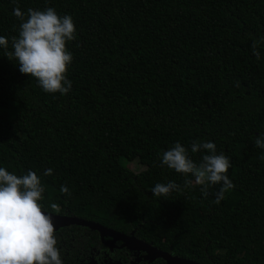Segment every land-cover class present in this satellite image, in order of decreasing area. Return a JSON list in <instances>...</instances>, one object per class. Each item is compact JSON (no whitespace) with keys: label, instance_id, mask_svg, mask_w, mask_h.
<instances>
[{"label":"trees","instance_id":"obj_1","mask_svg":"<svg viewBox=\"0 0 264 264\" xmlns=\"http://www.w3.org/2000/svg\"><path fill=\"white\" fill-rule=\"evenodd\" d=\"M15 7L73 18L66 95L44 92L5 55L19 32ZM262 35L264 0H0V36L9 41L0 47V167L37 173L46 214L186 260L264 264V149L254 143L264 133V45L259 60L251 47ZM193 141L214 142L230 158L235 187L219 204L220 185L205 197L161 166L176 142L199 162L206 153H191ZM54 156L59 173L43 175ZM169 181L182 191L154 197L155 184ZM55 230L64 264L85 263L97 232Z\"/></svg>","mask_w":264,"mask_h":264},{"label":"clouds","instance_id":"obj_2","mask_svg":"<svg viewBox=\"0 0 264 264\" xmlns=\"http://www.w3.org/2000/svg\"><path fill=\"white\" fill-rule=\"evenodd\" d=\"M12 14L19 21V32L12 38L13 50L5 55L18 63L22 74L35 78L44 92L66 95L72 89L67 73L73 62L67 45L77 37L73 18L58 14L53 7L28 8L26 12L15 7ZM8 44V39L0 36V47L7 49ZM261 45H264V35L253 39L251 45L258 60ZM254 143L257 148L264 149V133ZM190 151L206 154L196 162L189 156V149L176 142L163 153L161 166L182 174L184 189L193 184L202 186L200 191L205 197L210 187L220 185L215 193L219 204L235 187L227 175L232 167L230 158L222 152L218 154L211 141H193ZM52 174V169L43 173L45 176ZM44 191L36 172L29 170L17 175L0 167V264H64L57 247L53 218L43 208ZM180 191L181 185L173 181L157 183L151 189L154 197L165 199ZM60 192L71 195L66 185H61ZM50 206L59 211L57 204Z\"/></svg>","mask_w":264,"mask_h":264},{"label":"flooded vegetation","instance_id":"obj_3","mask_svg":"<svg viewBox=\"0 0 264 264\" xmlns=\"http://www.w3.org/2000/svg\"><path fill=\"white\" fill-rule=\"evenodd\" d=\"M93 238L97 242L88 244V257L83 264H219L214 258L202 262L182 259L132 237L137 243L122 242L110 236L101 237L98 232Z\"/></svg>","mask_w":264,"mask_h":264},{"label":"water","instance_id":"obj_4","mask_svg":"<svg viewBox=\"0 0 264 264\" xmlns=\"http://www.w3.org/2000/svg\"><path fill=\"white\" fill-rule=\"evenodd\" d=\"M50 215L53 218L55 228L60 227V226H66V225L83 226V227H86V228H89L91 230L98 232L101 237L102 236H110V237L115 238L117 240H120L122 242L137 243L136 240H134L130 237L126 238L124 236L116 234L115 232H113L111 230H108L102 226H99L98 224H95V223L87 222V221H84L81 219H76V218H68V217L52 215V214H50Z\"/></svg>","mask_w":264,"mask_h":264},{"label":"rangeland","instance_id":"obj_5","mask_svg":"<svg viewBox=\"0 0 264 264\" xmlns=\"http://www.w3.org/2000/svg\"><path fill=\"white\" fill-rule=\"evenodd\" d=\"M53 158H54V166H53V169H52L53 170V174L52 175H57L59 173V170L57 168V163H56L57 162V157L54 156ZM126 166H127V168H129L130 170H132L134 172H140V171L143 170V167L138 166L135 163H129Z\"/></svg>","mask_w":264,"mask_h":264}]
</instances>
